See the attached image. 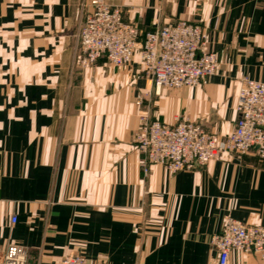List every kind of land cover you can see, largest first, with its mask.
<instances>
[{
  "label": "crops",
  "instance_id": "crops-1",
  "mask_svg": "<svg viewBox=\"0 0 264 264\" xmlns=\"http://www.w3.org/2000/svg\"><path fill=\"white\" fill-rule=\"evenodd\" d=\"M91 1L0 0V261L17 244L26 264L71 253L90 264H219L211 238L227 216L264 225V159L253 149L173 173L146 163L134 136L143 112L219 139L233 130L241 79L264 81V0H106L143 32L181 20L207 29L216 74L176 90L156 89L139 55L125 67L78 64Z\"/></svg>",
  "mask_w": 264,
  "mask_h": 264
},
{
  "label": "built area",
  "instance_id": "built-area-1",
  "mask_svg": "<svg viewBox=\"0 0 264 264\" xmlns=\"http://www.w3.org/2000/svg\"><path fill=\"white\" fill-rule=\"evenodd\" d=\"M77 33L78 64L86 68L100 58L114 67L130 65L136 55L156 89L197 86L216 74L217 54L207 51V31L185 20L143 32L124 19L120 8L106 0H92ZM141 97L137 103L140 104ZM238 117L234 129L223 139L201 125L179 120L175 126L141 114L135 142L152 164L177 173L217 160L224 154L241 159L255 149L264 159V82L243 78L237 95ZM17 217L12 218L15 223ZM219 252V264H229L233 250L257 254L264 264V225H249L227 216L221 231L211 238ZM27 251L11 244L0 264H26ZM55 264H90L82 254L71 253Z\"/></svg>",
  "mask_w": 264,
  "mask_h": 264
},
{
  "label": "rangeland",
  "instance_id": "rangeland-1",
  "mask_svg": "<svg viewBox=\"0 0 264 264\" xmlns=\"http://www.w3.org/2000/svg\"><path fill=\"white\" fill-rule=\"evenodd\" d=\"M188 22H189V21H188ZM190 23H191V22H190ZM197 25H198V24H197ZM200 26H202V25H200ZM202 27H203V26H202ZM203 28H205V27H203ZM205 29H206V28H205ZM206 31H207V29H206ZM207 34H208V31H207ZM207 40H208V37H207ZM77 41H78V39H77ZM206 43H207V41H206ZM206 49H207V48H206ZM79 50H80V47H79V41H78V54H79V55H77V62H78V57L81 55V53H80ZM207 51H209V50H207ZM210 52H213V51H210ZM214 53H216V52H214ZM216 54H217V53H216ZM217 57H218V55H217ZM100 59H102V58H100ZM100 59H99V60H100ZM106 61H107V59H106ZM134 61H135V59H134ZM134 61H133V62H134ZM218 61H219V59H218ZM107 62H108V61H107ZM133 62H132V63H133ZM132 63H131V64H132ZM131 64H130V65H131ZM141 64H142V63H141ZM93 65H94V64H93ZM126 66H129V65H126ZM142 66H143V65H142ZM121 67H125V66H121ZM143 72L145 73V69H144V68H143ZM145 75H146V73H145ZM210 77H211V76H210ZM245 78H247V77H245ZM248 79H250V78H248ZM241 80H242V79H241ZM251 80H254V79H251ZM256 81H258V80H256ZM261 82H264V81H261ZM240 83H241V81H240ZM163 88H165V87H163ZM166 88H167V87H166ZM181 88H183V87H181ZM181 88H169V89H175V90H176V89H181ZM160 89H161V88H160ZM160 89H159V90H160ZM141 101H142V100H141ZM136 102H137V101H136ZM141 103H142V102H141ZM141 103H140V104H141ZM137 104H138V103H137ZM140 104H138V105H140ZM143 113H144L145 115H147V113H145V112H143ZM147 116H148V115H147ZM148 117H149V116H148ZM149 119H151V118L149 117ZM152 120H153V119H152ZM179 120H183V119H178L177 122H178ZM184 120H188V119H184ZM153 121H159V120H153ZM189 121H190V120H189ZM159 122H160V123H163V122H161V121H159ZM177 122H176L174 125H169V124H167V125H169V126H175V125L177 124ZM194 123L201 125L200 123H197V122H194ZM163 124H166V123H163ZM201 126H202V125H201ZM202 127H203V126H202ZM203 128H204V127H203ZM204 129H205V128H204ZM233 129H234V128H233ZM205 130H206V129H205ZM206 131H207V130H206ZM136 132H137V131H136ZM207 132H208V131H207ZM209 133H210V132H209ZM135 134H136V133H135ZM211 134H212V133H211ZM135 137H136V136H134V142H135ZM135 144H136L137 147H138V144H137L136 142H135ZM138 149H139V147H138ZM142 153H143V152H142ZM143 154H144V153H143ZM256 154H257V153H256ZM144 155H145V154H144ZM257 156H258V155H257ZM234 157H235V156H234ZM243 157H244V156H243ZM243 157H242V158H243ZM258 157H259V156H258ZM235 158H237V157H235ZM242 158H241V159H242ZM259 158H260V157H259ZM260 159H261V158H260ZM145 160H146V157H145ZM146 163H149V162L146 160ZM149 164H152V163H149Z\"/></svg>",
  "mask_w": 264,
  "mask_h": 264
}]
</instances>
